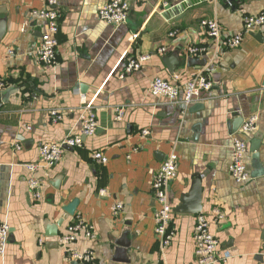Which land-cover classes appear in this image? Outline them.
Returning a JSON list of instances; mask_svg holds the SVG:
<instances>
[{"label":"crops","instance_id":"crops-1","mask_svg":"<svg viewBox=\"0 0 264 264\" xmlns=\"http://www.w3.org/2000/svg\"><path fill=\"white\" fill-rule=\"evenodd\" d=\"M47 1L0 0V77L9 91L0 108V220L10 227L0 264H82L69 258L67 249L92 250L90 264H194L198 214L219 241L215 264H264V174L240 185L229 173L230 130L238 117L257 116L256 131L240 136L248 143L249 173L256 137L264 166V38L249 31L238 47L228 48L209 39L202 24L216 19L221 38L234 35L243 30L242 13L264 12V0H187L168 9L164 2L173 0H129L127 20L119 26L98 18L107 0H54L53 67L36 60L46 23L31 15ZM189 45L204 51L190 56ZM160 47L166 51L159 53ZM145 53L150 59L140 70L123 73L127 56ZM167 56L178 59L174 71L163 61ZM202 71L212 86L186 108L149 93L155 77L174 73L187 80ZM86 104L96 115L95 133L83 137L80 147H65L52 166L28 171L25 164L39 160L41 144L78 133ZM53 109L61 115L57 121ZM94 152L105 161L93 159ZM170 153L177 156L176 177L168 185L173 237L162 250L151 187ZM30 176L40 181L37 199L27 184ZM57 178L58 188L52 184ZM195 182L201 211L176 212ZM115 203L122 204L117 214ZM60 217L58 235L46 236V225ZM79 218L93 226L94 237L78 232L73 242L61 245L58 237Z\"/></svg>","mask_w":264,"mask_h":264},{"label":"built area","instance_id":"built-area-1","mask_svg":"<svg viewBox=\"0 0 264 264\" xmlns=\"http://www.w3.org/2000/svg\"><path fill=\"white\" fill-rule=\"evenodd\" d=\"M47 7L31 11V15L45 21L46 29L40 35L39 45L35 51L36 60L48 66H54L57 62V47L58 41L56 34L58 32V13L54 9V0L47 1ZM187 0H173L171 3L164 2L165 8L186 3ZM129 0H107L98 9V18L109 25L119 26L124 24L128 17ZM206 27V35L213 41H220L221 44L228 48H236L240 45L243 39V34L249 31H258L264 38V12L257 14L242 13L243 30L226 38H221V28L216 19H206L202 21ZM173 33H170L172 35ZM164 47L158 49L159 53H164ZM204 51L203 47L189 45L186 53L190 56H199ZM150 59V55L138 54L136 56L129 55L124 60L123 73H133L141 69L142 65ZM123 73L120 75L122 76ZM212 82L205 72L182 80L180 75L172 74L168 79L155 77L149 83V93L155 97H163L168 99L172 104L188 107L191 104L201 99V94L210 90ZM6 82L0 77V91L4 90ZM83 101L82 104H84ZM123 108L116 109L115 118L121 119ZM53 121L61 118L57 109L50 112ZM257 116L250 115L244 119L239 129L232 134L231 150L232 157L229 164V173L236 184H244L250 179V173L247 168L246 154L248 153V143L240 136V134L253 133L256 131ZM29 128V127H27ZM97 128V120L92 107L89 104L83 108L80 114V128L78 133L67 137L60 143H43L38 147L39 160L37 162L26 163L25 167L31 173L37 172L41 167L45 168L52 166L60 160L65 147H80L83 142V137L92 136ZM19 149V145H16ZM93 159L98 162H104L105 157L100 152L92 154ZM177 156L170 153L162 161L158 171L154 174L152 180V193L157 208L154 212L155 233L160 242V248L163 250L170 245L173 231L170 229L172 220V205L168 192V185L176 177L177 171ZM27 184L34 198H39L41 195L40 181L33 176L27 179ZM100 193L103 194V191ZM122 209L121 203L113 205V212L117 214ZM216 217L221 218L220 214ZM10 232L9 225L0 220V258L5 253V248ZM83 232L86 237H94V228L92 225L84 222L82 219H76L75 222L67 226L64 234L58 237L61 245H67L75 240L76 234ZM194 243V264H215L220 258L218 257V239L210 232L207 218L198 214L195 220L193 229ZM41 243V241H40ZM68 250L69 258L80 261L82 264H90L94 260L92 250L84 249L82 251ZM165 264V263H161Z\"/></svg>","mask_w":264,"mask_h":264},{"label":"water","instance_id":"water-1","mask_svg":"<svg viewBox=\"0 0 264 264\" xmlns=\"http://www.w3.org/2000/svg\"><path fill=\"white\" fill-rule=\"evenodd\" d=\"M228 2H233L235 0H227ZM253 35L257 39H263L262 35L258 33H253ZM188 60H191V58ZM164 63L166 64L169 71H174V66L178 63V59L175 56H167L163 59ZM262 85L264 86V79L262 81ZM9 91L7 89H4L0 91V108L4 105V103L7 101V93ZM242 123V118L238 117L236 118L232 123V129L231 132H236ZM260 144V139L258 137L254 138L251 141L250 144V152H251V170H250V176L251 177H258L264 174V166L262 162L260 161V153L258 151V147ZM52 184L58 188V178L55 179ZM199 198H200V188L197 182H195L194 187L192 188V192L190 195H186L185 197L181 198V205L178 206L175 211L179 213H190V214H197L201 211V207L199 205ZM66 211L70 214H73V211L66 209ZM64 220V217H60L57 221L54 223H48L46 225V236L48 237H54L58 235V228L61 226L62 222Z\"/></svg>","mask_w":264,"mask_h":264}]
</instances>
